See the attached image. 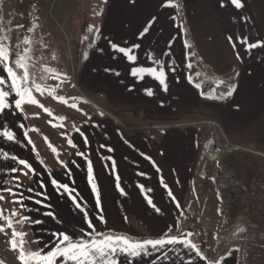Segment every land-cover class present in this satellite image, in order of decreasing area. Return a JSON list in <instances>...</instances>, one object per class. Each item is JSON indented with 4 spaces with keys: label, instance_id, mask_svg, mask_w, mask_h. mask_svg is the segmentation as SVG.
I'll list each match as a JSON object with an SVG mask.
<instances>
[{
    "label": "crops",
    "instance_id": "0c3cea01",
    "mask_svg": "<svg viewBox=\"0 0 264 264\" xmlns=\"http://www.w3.org/2000/svg\"><path fill=\"white\" fill-rule=\"evenodd\" d=\"M103 2L97 23L88 24L93 33L91 44L81 51L78 67L73 64L66 76L72 85L63 90L61 84L55 85L66 100H57L55 89L44 87L36 94L31 92L38 105L43 106L50 97L57 105L70 106L84 94L108 112H89L66 141L60 139L67 145L64 153L59 148L55 152L54 147L45 148L47 142L41 129L59 133L44 125L42 118L49 119L50 114L30 103L22 106L23 111L15 109L18 97L11 91V80L0 64V78L5 79L0 89L10 92L7 102L11 105L0 113V131L15 135L14 141L0 136V195L5 197L0 200V209L17 212V219L27 216L42 221L30 223L21 219L34 251L44 254L57 246L58 236L54 234L67 233L74 243L87 241L91 232L88 219L96 229L91 238H102L96 236L100 232L132 241L176 237L196 244L189 235L184 213L190 194L211 164L202 151V143L210 133L205 122H218L223 139L246 157L264 159V46H259L264 44V0H242L244 7L240 9L231 0H173L175 7H162L161 0ZM153 17L155 23L141 38L139 33ZM5 19L6 28L0 30L5 39L0 43L11 53L13 70L27 71L15 64L21 56L25 62V51L22 46L14 50L9 39L12 31L22 38L26 28L23 24L9 28ZM252 43L258 46L249 48ZM112 44L131 49L136 59L129 60ZM196 57L205 70L222 82L217 88L209 81L213 96L205 94L202 85L190 76ZM138 69L143 71L133 75ZM149 69H157L156 75L159 71L165 73L167 90ZM24 87L31 91L32 82H25ZM148 90L152 91L151 96ZM66 91L74 94L68 97ZM230 91L232 94L228 95ZM4 153H8V159ZM11 156L26 160L34 171L23 175L28 169ZM88 161L95 174L100 206L88 182ZM225 161L221 159L222 164ZM12 168L21 171L13 173ZM246 174L243 180L248 177ZM13 177H19V188ZM53 180L68 185L69 191L55 187ZM5 188H12L16 195H9L3 191ZM18 198L22 203H13ZM149 199L160 208L159 213L148 203ZM38 200L42 203H36ZM76 203L81 207L77 208ZM48 212L55 218L46 215ZM101 214L106 223L100 222ZM209 252L214 256L216 249L209 248ZM115 259L118 264H240V250L233 248L213 262L201 250L197 255L191 248L176 243L158 249L149 246L147 254L134 258L117 252ZM54 264L73 262L58 257Z\"/></svg>",
    "mask_w": 264,
    "mask_h": 264
},
{
    "label": "rangeland",
    "instance_id": "374dc122",
    "mask_svg": "<svg viewBox=\"0 0 264 264\" xmlns=\"http://www.w3.org/2000/svg\"><path fill=\"white\" fill-rule=\"evenodd\" d=\"M0 0V30L5 29L7 18V26L15 28L19 24H23L26 28L25 33H21L22 38L19 37L18 32H11V46L14 50H18L22 46V51H25L27 59L24 62L25 68L29 74V82H32L31 92L37 93L36 85L40 89L46 87L49 90H54L56 83L61 84L60 90L63 87L67 89L72 85V81H67L66 76L70 75L73 64L78 67V62L81 56V51L91 44L93 37L92 31L88 28V24H96L99 20L101 8L104 4L103 0ZM12 19V20H11ZM10 21V22H8ZM20 22V23H19ZM95 22V23H94ZM92 25V27H93ZM58 27V28H57ZM87 27V29H86ZM3 32V31H2ZM4 32L0 34V41L5 39ZM27 41V43H26ZM23 42L25 46L23 47ZM190 73L192 79L201 86L202 91L210 95L209 80L203 79V71L194 67ZM222 82L215 80L212 87H217ZM60 90L54 91V96L61 98L57 100H66V96H60ZM52 93V92H51ZM74 94L72 91H66V95ZM212 94L211 96H213ZM47 98L45 108L51 113V117H43L38 123L44 122L53 127L59 133H52L42 130L47 145L45 148L54 147L65 152L67 145L61 142L60 139L66 141L71 131L81 121H84L93 110L101 114H108V112L98 103L90 101L84 94L83 98L78 96V99L72 102L70 106L57 105L53 97ZM73 99V98H72ZM45 103V102H42ZM41 103V104H42ZM52 103V105H49ZM92 109V110H91ZM74 111V113H73ZM63 117L64 119H60ZM216 121H206L210 126V133L207 138L213 134L223 137L222 132L218 127H214L211 123ZM40 123V124H41ZM61 125H63L61 127ZM206 138V139H207ZM58 139L59 143L54 142ZM239 149L225 151L217 162H211L209 167L204 171V177H200L197 187L190 194V200L184 213V220L189 232H193L195 228H202L206 234V244L208 249H216V234L222 223V217L219 213L220 200L217 191V178L222 171L221 159H227L224 162L229 168H235L239 171L242 177L247 175L248 184L256 186L259 189L260 185L264 186V159L254 158L252 156H245ZM53 151V150H52ZM257 172H261L259 177L261 181H252L253 176ZM250 178H252L250 180ZM261 189V188H260ZM258 190L257 198L251 206L252 213L248 219V227L254 231V226L260 230L257 236H251L248 241V249L246 250V261L243 264H264V189ZM12 212L4 210L5 217H11ZM13 228L7 229L5 232H0V264H21L18 259L19 252L12 250L9 240L12 239V231L26 233L22 223H15L17 218L12 217ZM0 224H6L4 219H0ZM262 232V233H261ZM24 248L26 252H35L29 239L26 235L23 237ZM209 251V250H208ZM32 264H36L35 261Z\"/></svg>",
    "mask_w": 264,
    "mask_h": 264
},
{
    "label": "snow or ice",
    "instance_id": "6c2138e0",
    "mask_svg": "<svg viewBox=\"0 0 264 264\" xmlns=\"http://www.w3.org/2000/svg\"><path fill=\"white\" fill-rule=\"evenodd\" d=\"M231 4L237 8H243L244 4L242 0H231ZM161 6L162 7H175L176 5L173 3V0H161ZM156 21V17H153L151 21H149L142 29V31L139 33L140 37L143 38L147 35L150 28L153 26V24ZM231 39V38H229ZM27 43V41H26ZM258 44L252 43L249 44V48H256ZM259 46H264V44H261ZM134 48L139 47V45H133ZM112 48L116 49L117 51L121 53H125L128 56L129 60H135V56L131 55V49H125L122 47H118L116 44H112ZM24 57H19L15 64L18 66L21 70L25 68V65L23 63ZM0 64H2L5 68V71L8 74V77L11 80V91L15 93V96L18 97V99H15L14 107L17 110L23 111V105L25 103L30 104H36L38 105V101L34 99L31 96L30 89H26L24 87L25 82L29 79V74L27 71H22L20 73L13 70L12 62H11V53L8 49V47L2 43H0ZM143 71L142 69H138L134 71L132 74L137 75L138 72ZM153 76L159 80V83L161 85H165V73L163 71H159V75H156L157 69H149ZM5 79L0 78V84H4ZM36 88L38 91H41L40 86L36 85ZM165 90H167L165 85ZM147 94L151 96L153 93L151 90L147 91ZM232 92L230 91L228 95H231ZM10 95L9 91H5L0 89V113H3L5 109H8L11 107V105L7 102V97ZM57 99H61L57 97ZM40 107H43V105H38ZM46 112H48V109H44ZM51 115V113L49 112ZM60 119H64L61 117ZM63 125H61L62 127ZM23 127V125H21ZM79 131V129H77ZM27 135V134H25ZM83 135V133H81ZM0 136L5 137L8 141H14L15 135L11 131L8 130H2L0 131ZM68 143L75 147L74 144H72V141L69 140ZM85 143H87V139L85 138ZM51 147V145H49ZM103 147V145H102ZM53 152L56 151L55 148L52 149ZM109 151H112V149H109ZM77 155H83V153H77ZM4 158L8 159L9 155L8 153H4ZM10 159L13 161H16L18 164L22 165L24 169H28L27 172H23V175L27 176L29 172L34 171L31 167V165L24 159H19L16 156H11ZM112 167L115 168V162L113 161ZM18 171H21V169L12 168L11 172L16 173ZM88 182L91 185L92 191L96 194V203L97 206H100V193L98 186L96 184V178L93 171L92 163L91 161H88ZM119 177H117V180ZM14 181H17L16 187L19 188L21 185L19 184V177H13ZM52 184L59 188H63L65 192L69 191L68 185L59 184L58 181L53 180ZM119 186V185H118ZM165 187H167L165 185ZM3 191L8 192L9 195L15 196L16 193L13 191L12 188H5ZM29 191H32V189H29ZM121 192L123 194V189H121ZM169 195L171 196L172 193L169 191ZM22 197V194H21ZM5 197L3 195H0V200H4ZM73 201L75 202V197H73ZM13 203H22V200L18 198L17 200L13 201ZM36 203H42V201H36ZM148 203L154 208V210L159 213L161 210L160 208L156 207L155 204L152 203L151 199L148 200ZM179 206V205H177ZM76 207L80 208L81 205L79 203H76ZM18 215L17 212H12L11 217H5L4 216V210L0 209V219H4L6 221V224H0V232H5L7 229L13 228V219L12 217H16ZM49 217L55 218L54 214L52 212L46 213ZM24 221H29L30 223H42V221L39 220H31L29 217L24 216L21 218ZM21 219H17L15 223L19 224L21 223ZM99 220L102 223H106L104 220L103 215L101 214L99 216ZM87 226L91 230V232H95V225L92 223L90 219L87 220ZM240 231H243L241 229ZM91 232L88 233L89 239L85 241L84 239H80L78 242H72V238L67 233H58L54 234L58 236L57 246L54 247V250L48 251L46 254L42 252H26L24 248V240L23 237L26 235V233L23 232H17L15 230L12 231V239L9 240V244L14 251L19 252L18 259L20 260L21 264H32L33 261L36 262V264H54L56 258L58 257H66L68 261L73 262V264H118L117 260L115 259V254L117 252L126 254L130 257H139L142 254H147L148 247L150 246L152 249H158L163 247L165 244H184L185 246L191 248L196 252L197 255H200V249L197 248L196 244H194L191 240H178L176 237H170L167 239H147L142 242L140 241H132L129 240L126 237L123 236H103L102 233L96 232L97 237L102 238H91ZM190 235V234H189Z\"/></svg>",
    "mask_w": 264,
    "mask_h": 264
},
{
    "label": "trees",
    "instance_id": "16d2710c",
    "mask_svg": "<svg viewBox=\"0 0 264 264\" xmlns=\"http://www.w3.org/2000/svg\"><path fill=\"white\" fill-rule=\"evenodd\" d=\"M193 62L195 68L202 71V73L203 71L206 72L203 74L205 79L210 82L218 79V77H214L205 70L206 68L202 65L200 59L196 57ZM221 166L222 171L217 178V191L220 200L219 213L222 217V223L216 234V254L210 256L209 259L217 262L228 254L230 250L238 248L240 250V264H243V261H246L247 240L251 236L260 234L257 226H254V231L248 227V219H250L252 213L251 206L255 198H257L256 192L259 189L256 191V186L248 184V177H246V180H243L236 167L229 168L224 163ZM241 229L243 231H240ZM190 236L201 250L202 243H206L205 231L202 228H195Z\"/></svg>",
    "mask_w": 264,
    "mask_h": 264
},
{
    "label": "built area",
    "instance_id": "2783aa9c",
    "mask_svg": "<svg viewBox=\"0 0 264 264\" xmlns=\"http://www.w3.org/2000/svg\"><path fill=\"white\" fill-rule=\"evenodd\" d=\"M211 124L219 128L216 123L212 122ZM233 149H236V147L232 143L224 140L222 136L216 133L202 143L204 155L212 162H217L225 151H231Z\"/></svg>",
    "mask_w": 264,
    "mask_h": 264
},
{
    "label": "water",
    "instance_id": "95a60500",
    "mask_svg": "<svg viewBox=\"0 0 264 264\" xmlns=\"http://www.w3.org/2000/svg\"><path fill=\"white\" fill-rule=\"evenodd\" d=\"M202 253L207 259L210 258V253L205 242L202 243Z\"/></svg>",
    "mask_w": 264,
    "mask_h": 264
}]
</instances>
